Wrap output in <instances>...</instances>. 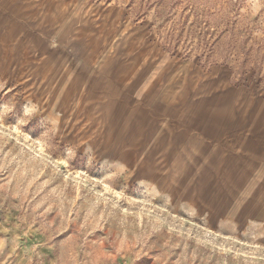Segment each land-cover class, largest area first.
Segmentation results:
<instances>
[{"label": "rangeland", "instance_id": "1", "mask_svg": "<svg viewBox=\"0 0 264 264\" xmlns=\"http://www.w3.org/2000/svg\"><path fill=\"white\" fill-rule=\"evenodd\" d=\"M0 264H264V0H0Z\"/></svg>", "mask_w": 264, "mask_h": 264}, {"label": "bare ground", "instance_id": "2", "mask_svg": "<svg viewBox=\"0 0 264 264\" xmlns=\"http://www.w3.org/2000/svg\"><path fill=\"white\" fill-rule=\"evenodd\" d=\"M93 102H95V101H93ZM102 103H103V101H102ZM98 104V103H97ZM108 142V141H107ZM214 161V160H213Z\"/></svg>", "mask_w": 264, "mask_h": 264}]
</instances>
